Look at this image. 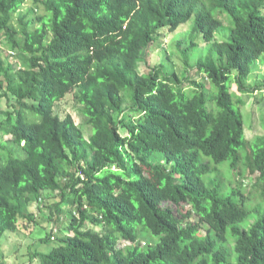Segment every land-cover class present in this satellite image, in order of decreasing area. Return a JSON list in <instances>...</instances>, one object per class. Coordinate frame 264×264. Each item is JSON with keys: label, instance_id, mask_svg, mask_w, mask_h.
Instances as JSON below:
<instances>
[{"label": "trees", "instance_id": "1", "mask_svg": "<svg viewBox=\"0 0 264 264\" xmlns=\"http://www.w3.org/2000/svg\"><path fill=\"white\" fill-rule=\"evenodd\" d=\"M26 1L0 0V240L39 225L42 202L53 227L40 242L55 245L28 264H264V210L241 225L253 193L264 204V136L241 99L264 89L249 83L264 0ZM189 22L187 75L149 65ZM198 39L211 48L193 60ZM72 94L89 139L56 111Z\"/></svg>", "mask_w": 264, "mask_h": 264}, {"label": "rangeland", "instance_id": "2", "mask_svg": "<svg viewBox=\"0 0 264 264\" xmlns=\"http://www.w3.org/2000/svg\"><path fill=\"white\" fill-rule=\"evenodd\" d=\"M33 7L32 1L28 0L25 2L22 11L25 13L29 11ZM38 15L42 14V10L37 11ZM227 26V24H225ZM192 27V24L186 23L182 25L176 32L169 33L168 31L164 32L157 40L155 45L150 48L147 55V62L149 65L154 66L157 64L163 65V70L167 73L175 72L182 79L187 75L186 69L183 63L182 51L185 48L184 45H180V41H185L188 37L189 31ZM227 35V31L224 27H222L217 34L218 38L225 37ZM4 41L2 42V47L4 49ZM198 44L195 47L194 53L191 55V58L195 60L198 57H206L209 54V50L211 48L210 44H203L201 40L198 39ZM10 60L14 61V58L10 57ZM253 72L249 77V83L253 86L260 84V87L264 86V55L261 60L253 65ZM141 72H146V68L141 66ZM198 81H204L203 75L197 78ZM209 87V85H208ZM256 95V96H254ZM249 96H241V99L246 100L248 103L243 107V115L245 119V126L248 132L252 130L253 136H264V89L256 91L255 93ZM69 96V95H68ZM238 94L234 97L236 100ZM250 97V100L248 101ZM6 99H3L0 104V111L7 109L5 104ZM56 111L62 118H65L68 114L71 115L77 125H80L83 128V131L86 135V138H90L91 130L87 124V118L83 113V107L75 100L74 95H70L64 101L60 102ZM95 132V131H94ZM93 129H92V133ZM258 133L255 135V133ZM248 134V133H247ZM251 135V134H250ZM229 162H226L222 165H228ZM226 167V166H223ZM233 173L224 170L221 175V178H225L228 183L232 182L234 188H237L239 182L236 181L235 177L232 176ZM226 176V177H225ZM246 185L248 183L246 182ZM250 187V186H249ZM244 191H246L244 189ZM243 191V192H244ZM245 193V192H244ZM248 194V193H246ZM49 197V196H48ZM240 199V197H239ZM54 201V200H50ZM264 204L262 203V199L255 197L254 193L252 197L247 201V208L252 211L250 218L243 222L241 225L244 228L250 226L252 222L263 212ZM190 209L189 206L184 207V212ZM30 212L34 213V217L39 225H35L34 227H28L25 231L29 232L34 229L33 233L29 236L26 232L20 231L18 233L6 232L1 240H0V264H28L29 263V252L35 251H45V253L49 252L51 248L55 245L53 242H49L45 245H42L40 240L45 237L47 233L51 231L53 224H51L48 220H46V215L49 214V208L46 205L40 203H35L29 209ZM183 212V211H182ZM65 224H67V220H65ZM92 227V226H90ZM63 227L59 229V235H62L64 232L62 231ZM206 229L203 230V234H206ZM24 230V229H23ZM151 238L150 235H145L141 240ZM152 239V238H151ZM150 239L143 240V242H148ZM129 244V243H128ZM127 245V242L120 241L118 244L119 248H124ZM28 262V263H27ZM33 264H38V262H34Z\"/></svg>", "mask_w": 264, "mask_h": 264}]
</instances>
